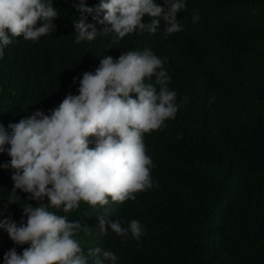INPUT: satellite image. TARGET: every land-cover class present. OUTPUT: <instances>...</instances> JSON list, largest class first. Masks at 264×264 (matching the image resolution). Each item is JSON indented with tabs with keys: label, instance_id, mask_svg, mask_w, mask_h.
<instances>
[{
	"label": "trees",
	"instance_id": "trees-1",
	"mask_svg": "<svg viewBox=\"0 0 264 264\" xmlns=\"http://www.w3.org/2000/svg\"><path fill=\"white\" fill-rule=\"evenodd\" d=\"M73 2L53 0L61 14L56 31L36 42L13 38L5 48L0 124L37 110L47 114L66 94H77L79 79L73 78L94 71L104 56L146 48L166 60L168 87L181 106L174 119L145 134L151 188L134 193L135 200L49 210L80 221L74 238L82 252L111 250L117 264H264V0H187L178 13L180 32L166 35L161 20L155 34L137 31L119 40L100 35L79 44L73 21L80 13ZM98 2L86 0L88 6ZM155 2L163 6V0ZM88 22L95 23L91 16ZM148 82L159 88L155 77ZM9 160L0 154V164ZM10 176L0 168V209L19 223L28 194L17 190V204H7ZM99 216L125 226L138 220L144 233L138 241L130 233L103 236ZM27 246L0 230V264L8 250Z\"/></svg>",
	"mask_w": 264,
	"mask_h": 264
},
{
	"label": "clouds",
	"instance_id": "clouds-1",
	"mask_svg": "<svg viewBox=\"0 0 264 264\" xmlns=\"http://www.w3.org/2000/svg\"><path fill=\"white\" fill-rule=\"evenodd\" d=\"M187 0H99L88 6L74 0L80 13L73 21L75 43L94 41L100 35L123 39L134 32L155 34L161 20L166 35L183 30L178 13ZM60 12L53 0H0V59L13 38L36 42L56 31ZM91 16L95 23L88 22ZM150 17V22H142ZM192 22L199 20L198 13ZM97 24L103 27L98 29ZM151 49L128 51L118 58L104 56L94 71L84 72L77 94H66L47 114L41 110L7 126L0 124V154L10 160L0 168L11 172L13 188L7 204H17V190L28 194L17 223L0 209V230L21 252L8 250L3 264H117L119 256L101 247L82 252L74 238L80 221L57 215L79 208L81 202L104 206L135 200L134 193L153 186L152 160L146 154L145 134L174 119L181 106L168 87L171 77ZM155 77L159 88L148 81ZM187 103V97L184 98ZM91 145V147H90ZM20 198V197H19ZM29 201H36L33 206ZM98 231L137 241L144 233L138 220L127 226L119 219L97 217Z\"/></svg>",
	"mask_w": 264,
	"mask_h": 264
}]
</instances>
